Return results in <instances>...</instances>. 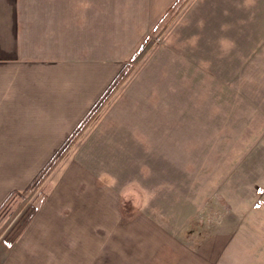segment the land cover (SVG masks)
Wrapping results in <instances>:
<instances>
[{
  "label": "rangeland",
  "instance_id": "1",
  "mask_svg": "<svg viewBox=\"0 0 264 264\" xmlns=\"http://www.w3.org/2000/svg\"><path fill=\"white\" fill-rule=\"evenodd\" d=\"M153 18L75 143L0 212V264L63 159L101 198L44 264H264V0H172Z\"/></svg>",
  "mask_w": 264,
  "mask_h": 264
},
{
  "label": "crops",
  "instance_id": "2",
  "mask_svg": "<svg viewBox=\"0 0 264 264\" xmlns=\"http://www.w3.org/2000/svg\"><path fill=\"white\" fill-rule=\"evenodd\" d=\"M171 2L0 0V205L28 188L138 48L141 22ZM51 176L53 189L2 264L51 263L54 247L79 245L100 177L67 159Z\"/></svg>",
  "mask_w": 264,
  "mask_h": 264
},
{
  "label": "trees",
  "instance_id": "3",
  "mask_svg": "<svg viewBox=\"0 0 264 264\" xmlns=\"http://www.w3.org/2000/svg\"><path fill=\"white\" fill-rule=\"evenodd\" d=\"M125 67H122V69L118 72L116 77L112 80L110 85L106 88L102 96L99 98V100L92 106L86 117L82 120V122L71 132V134L68 136L65 143L61 146L59 150H57L52 157L49 159V161L45 164V166L38 172V174L35 176V178L32 180L30 185L28 186H35L38 185L40 180L43 178L44 175L47 174V172L53 167V165L56 163L58 158H60L68 149L71 142L74 140L76 136H78L83 129L84 125L90 120V118L93 116V114L101 107L104 100L107 98V96L114 90L115 86L119 83L120 79L123 76V71ZM27 188V189H28ZM22 192L13 191L9 194V196L2 202L0 205V212L4 209L5 205L8 203V201L13 197L14 195H21Z\"/></svg>",
  "mask_w": 264,
  "mask_h": 264
}]
</instances>
